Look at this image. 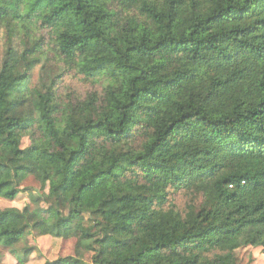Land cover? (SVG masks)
<instances>
[{
    "label": "trees",
    "instance_id": "obj_1",
    "mask_svg": "<svg viewBox=\"0 0 264 264\" xmlns=\"http://www.w3.org/2000/svg\"><path fill=\"white\" fill-rule=\"evenodd\" d=\"M0 26V199L29 177L42 191L0 210L19 264L32 234L77 238L76 256L44 264L264 254V0H0ZM36 30L103 92L61 105L48 71L31 87ZM181 190L195 197L183 210L169 203Z\"/></svg>",
    "mask_w": 264,
    "mask_h": 264
},
{
    "label": "rangeland",
    "instance_id": "obj_2",
    "mask_svg": "<svg viewBox=\"0 0 264 264\" xmlns=\"http://www.w3.org/2000/svg\"><path fill=\"white\" fill-rule=\"evenodd\" d=\"M39 41L44 45V53L42 55V61L32 71L30 85L35 87L39 83L40 75L46 76V72L50 76H55V91L56 99L59 104L63 105L69 100L76 101L77 99H84L87 93L93 90H97L100 93L103 92V83L97 81H91L85 79L84 75L78 73L76 69L68 68L61 64L55 57L54 53L50 50V35L46 30L35 31ZM7 31L0 26V60L4 58L5 51L7 49ZM22 39H15V44L21 46ZM43 65L45 66L43 68ZM142 139L139 138V141ZM29 144V138L23 139V146ZM25 188L16 199L9 200L6 198L0 199V210L7 207L23 208L26 205L34 206L32 201V195H39L41 191V184L34 178L29 177L22 185ZM49 188L45 191L48 192ZM195 197L189 194L185 190L173 193L170 197L171 204H175L179 209L183 210L186 205ZM43 206H45L43 204ZM27 244L32 248V253L26 264H44L46 260H55L57 258H63L68 256H76L77 238L75 236L68 237H54L51 235L36 236L34 234L28 237L27 242L22 243L24 246ZM239 262L241 264H264V254L259 247H246L239 249L236 252ZM91 254H86L85 259L90 260ZM0 264H19L16 255L0 246Z\"/></svg>",
    "mask_w": 264,
    "mask_h": 264
}]
</instances>
